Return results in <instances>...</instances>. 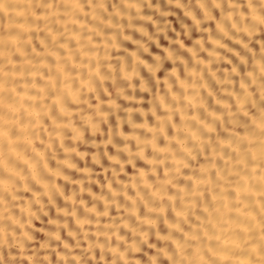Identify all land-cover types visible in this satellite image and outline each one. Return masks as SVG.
<instances>
[{
	"label": "bare ground",
	"instance_id": "1",
	"mask_svg": "<svg viewBox=\"0 0 264 264\" xmlns=\"http://www.w3.org/2000/svg\"><path fill=\"white\" fill-rule=\"evenodd\" d=\"M243 4L0 0V241L24 264H264Z\"/></svg>",
	"mask_w": 264,
	"mask_h": 264
},
{
	"label": "clouds",
	"instance_id": "2",
	"mask_svg": "<svg viewBox=\"0 0 264 264\" xmlns=\"http://www.w3.org/2000/svg\"><path fill=\"white\" fill-rule=\"evenodd\" d=\"M254 7L258 14L264 16V0H244L243 7ZM245 19H248L249 24L251 21V12H246ZM21 241L18 236H14L10 231L7 236V243L0 241V264H24V257L26 253L19 251ZM87 264V262H85ZM162 264H167L166 261Z\"/></svg>",
	"mask_w": 264,
	"mask_h": 264
}]
</instances>
